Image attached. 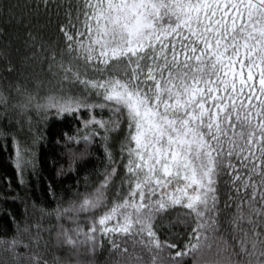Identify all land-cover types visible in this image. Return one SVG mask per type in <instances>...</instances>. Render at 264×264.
<instances>
[{
  "label": "snow or ice",
  "instance_id": "6c2138e0",
  "mask_svg": "<svg viewBox=\"0 0 264 264\" xmlns=\"http://www.w3.org/2000/svg\"><path fill=\"white\" fill-rule=\"evenodd\" d=\"M41 7L67 18L60 59L55 51L48 57L56 82L43 102L33 104L24 89L25 102L11 107L79 122L65 133L84 145L69 149V171L93 143L108 162L91 192L54 209L58 220L73 213V222L92 214L82 240L71 235L79 236L77 223L57 233L60 242L94 253L107 237L111 264H264V0H0V21L28 28ZM27 35L37 52L47 51ZM0 105L10 126L3 94ZM28 125L35 145L42 137L31 117ZM11 138L23 185L34 152ZM165 222L169 234L190 229L187 239L161 237ZM33 227L28 242L13 236L0 245L18 264H63L47 259L44 229Z\"/></svg>",
  "mask_w": 264,
  "mask_h": 264
},
{
  "label": "trees",
  "instance_id": "16d2710c",
  "mask_svg": "<svg viewBox=\"0 0 264 264\" xmlns=\"http://www.w3.org/2000/svg\"><path fill=\"white\" fill-rule=\"evenodd\" d=\"M20 2L24 3L27 0H20ZM29 19L28 28L5 26L0 21V27L7 29L4 34H0V94L8 98L13 121L9 126L7 120H0V129H5L10 133L7 137L0 136V239L8 240L16 236L18 239L28 242L30 235L35 233L33 225L40 223L44 229L41 247L47 242L46 256L50 262L54 257H58L63 261V264H111L110 244L107 237L103 240V246L97 247L94 253L88 250L87 245L77 243L73 247L60 242L63 237H57V233L62 229L71 232L78 223L79 236L75 232H71V235L78 241L82 240L84 233L91 225V213H81L77 222H73L69 219L74 215L73 213H66L58 220L54 211L58 205L67 207L69 201L81 200L82 195H78L77 192L84 194L91 192L96 187L108 163L103 148L99 144L93 143L88 150L90 155L86 156L84 160H78L75 170L69 171V149L79 152L83 150L84 145L82 142L80 144L67 142L65 133L69 136L75 134L76 129L80 127L79 122L67 116L64 119H57L53 116L47 121H43L37 116L32 106L25 109L11 107L13 104L19 105L25 102L24 89L35 95L33 104L37 101L43 102L41 98L49 93L52 85L56 82L52 73L47 71L48 57L52 51H55L56 59L59 60L60 49L65 44L63 34L59 31L60 24L67 21L63 10L57 15L55 8L45 11L41 7L40 11L31 15ZM28 31L37 37V43L45 44L47 51L37 52L27 35ZM33 53H36L35 57H33ZM9 64L12 71L7 70ZM236 67L238 68L239 65ZM17 86L20 87V91H17ZM0 110H2V105H0ZM96 112L98 113L99 110L97 109ZM29 117H31L33 129L38 130L36 134L42 137L35 145L32 144L33 133L28 131ZM16 120H19V124L15 122ZM11 134L16 136L21 147L26 145L34 152V156L31 157L33 163L25 170L23 185L19 183V174L16 168L17 157ZM5 142H7L6 149ZM113 154L120 163L117 172L122 174L124 169L120 162L118 144L114 143ZM61 168L65 171L63 174H58ZM85 177H88L87 185ZM50 187L55 193V198L49 192ZM25 227L29 228V232H23ZM188 231L190 229L180 225L169 234V228L165 222L159 235L169 239L186 240ZM96 235L99 239L100 234ZM20 251L23 253L25 250L21 248ZM172 251H176V249ZM21 260L23 261L24 258L21 257ZM0 264H18L13 260L11 254L5 251L4 245H0Z\"/></svg>",
  "mask_w": 264,
  "mask_h": 264
}]
</instances>
